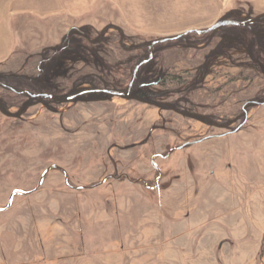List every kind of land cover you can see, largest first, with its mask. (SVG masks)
Returning <instances> with one entry per match:
<instances>
[{"label":"rangeland","instance_id":"obj_1","mask_svg":"<svg viewBox=\"0 0 264 264\" xmlns=\"http://www.w3.org/2000/svg\"><path fill=\"white\" fill-rule=\"evenodd\" d=\"M262 12L264 0H0L1 38L9 51L0 74L30 79L40 54H52L70 29L80 28L91 41L107 39L94 50L102 61L87 52L83 61L71 45L54 59L49 77L58 85L51 89L67 94L94 88L87 83L70 88L67 79L102 70L107 75L111 63L118 65L126 89L135 53H124L120 41L127 51L146 45L147 59V45L155 38ZM227 28L201 41L187 40L196 51L184 53L181 45L153 47L155 58L144 71L166 77L142 89L170 91L159 106L105 94L69 102L32 98L21 106L0 87L4 110L17 116L0 111V208L12 192L33 189L50 164L62 167L73 186H90L115 173L154 186L158 173L151 161L160 170L155 189L123 178L84 190L68 188L61 171H50L35 192L14 196L0 212V264H47L48 239L57 232L79 238L74 234L93 231L95 236L103 230L132 232L135 238L121 240V249L118 240L111 241L107 256L88 249L89 257L101 263L264 264V105L247 106L245 115L241 110L246 101H264V77L253 68L245 45L225 33ZM253 29L264 37V20ZM116 70L108 73L116 75ZM185 86L193 87L175 93ZM178 97L189 113L169 105ZM110 216L119 222L106 223ZM98 238L105 247L108 240ZM87 239L83 244L88 247ZM79 240H67L68 253L79 252Z\"/></svg>","mask_w":264,"mask_h":264},{"label":"trees","instance_id":"obj_2","mask_svg":"<svg viewBox=\"0 0 264 264\" xmlns=\"http://www.w3.org/2000/svg\"><path fill=\"white\" fill-rule=\"evenodd\" d=\"M262 22L259 21L258 23ZM257 24V23H255ZM254 24L249 25V26H244V27H240V26H227V30H225V33L230 36H233L234 38L240 40L246 47V49L248 50V54L250 56V60L253 63V68L255 70H257V73L261 76L264 77V44L261 43L262 39H264V37L260 34H258L254 29H253ZM222 27H226V26H222ZM229 27L231 28L229 29ZM210 33L204 34V35H196V34H186L184 36H182L180 39H177L175 41H169L163 44H158L156 47H159L160 50H163L164 48H171L175 45H181L184 46L182 47V50L184 51V53L187 51V49H193V50H197L196 46L194 43H190L187 40L192 39V40H203L205 37H207ZM120 38H122V35L120 34ZM107 39H102L101 36L98 37V39L96 41H91L89 39V35L87 32H85L84 30L80 29L79 30H72L70 29L68 34H66L63 38H62V43H60V45L58 46V48L52 52V54L50 55H45V54H40L41 59L38 61L37 66H36V75L30 76V79L27 80L25 78H20V77H13V78H4L0 80V87L4 88L6 91L11 92L14 95V99L10 98L11 102H15L16 105L19 104V102L21 101L20 105H26L27 102L32 101V98H30L27 94L21 93V91L27 90L30 91L34 94L40 93V92H44V93H52L55 96H66V95H70L72 93H61V91H53L51 89L52 86H56L58 85L56 82V79H53L52 77H49V75L52 74V70L55 67V63L54 59L57 57L58 54H62L65 51H67L68 48L71 47L72 45V50L74 51L77 56L82 59L83 61H86V57L84 56V53L87 52L88 56L90 57H95L96 60H101L100 58H97L98 56L95 55V48L98 45H102L103 43H107L106 41ZM121 49L124 51V53L126 52H130V53H135L132 57V61L135 60L136 62L133 63L130 67L129 70V74L127 77V81L131 80L132 78V72L133 69L135 67V65L139 62H141L144 57L146 56L147 53V48L146 45L142 46V47H136L133 50H129L121 43H119ZM118 45V47H119ZM221 46V42L216 44L214 46V50L218 51L219 48ZM202 50V49H200ZM199 50V51H200ZM97 51V50H96ZM94 54V55H92ZM208 55H206L207 57ZM155 58V55L152 57V59ZM151 59V60H152ZM102 61V60H101ZM151 63L148 62L146 64H143L139 67L137 73H136V77L133 83V88H137L138 86L141 87H149L152 85H158V84H162L164 83L163 80L166 77V74H164L165 72H159L158 74L156 72H153L152 74H146V72L144 71V68L149 66V64ZM107 70L108 72L110 70H115L118 68V65L116 64H108L107 66ZM117 74L112 75V73H108L107 75L102 74L103 70L100 73H96V74H85V73H79L78 77H69V79H67V83L66 85H68L70 88L75 87L77 84L79 83H87V84H93L94 88H103V89H125V85L123 84V78L119 76V71L118 69L116 70ZM260 72V73H259ZM153 75H155V77H153ZM204 75V72H203ZM203 77V76H202ZM9 79L13 80V81H17L16 83H10L11 85H9L8 81ZM15 79V80H14ZM7 81V82H4ZM43 81V83H41V81ZM66 81H64L65 83ZM21 86V87H18ZM193 86H185V88L181 89V90H176L175 93H179V94H185L187 92V89L192 88ZM51 89V90H50ZM63 91V90H62ZM171 92L170 91H162V92H151L148 91L145 92L142 88L140 90V92L137 93V96L139 98L145 99L147 102H149V104L151 105H155V106H159L161 105V103L164 102H160L158 100L160 99H165V97H167ZM101 95V94H98ZM103 96V95H102ZM105 96H103V98H101V100L105 99ZM4 99V97H2ZM0 97V111L3 115L9 116V117H14L16 118L17 116L14 115H8L6 113V110H4L6 108V104L4 103V101H6L5 99L3 100ZM9 100V101H10ZM182 100L181 97H178V99L176 98V100L174 99L173 101H169V105L172 106L173 109L181 111V112H185L186 113L190 112L186 109H184L181 105H180V101ZM51 102H55V101H51ZM4 103V104H3ZM166 105V104H165ZM5 107V108H4ZM171 108V109H172ZM209 118L212 119V116H208ZM210 123V122H209ZM211 124V123H210Z\"/></svg>","mask_w":264,"mask_h":264},{"label":"water","instance_id":"obj_3","mask_svg":"<svg viewBox=\"0 0 264 264\" xmlns=\"http://www.w3.org/2000/svg\"><path fill=\"white\" fill-rule=\"evenodd\" d=\"M261 20H264V12L259 13V14L255 15V16L249 18V19L242 20V21L218 20L215 23H213L211 26H209L208 28H205V29H189V30H186V31H184L182 33H178V34H175V35L165 36V37H160V38L153 39L147 45V47H148V53H149L148 58L142 60L141 62H139V63H137L135 65V67L133 69V72H132L131 81L129 82L126 90L103 89V88H87V89H83V90H81L79 92H76V93H73V94H70V95H66V96H55L53 94L44 93V92H40V93H37V94H32V93H29L27 91H24V92H21V93L27 94L28 96L33 97V98L49 99V100H53L55 102H69V101H74V100H77V99H86L85 96L86 95H90V94H105L108 97L131 98L132 97V94H130V89H131V86H132V84H133V82L135 80L136 73H137V71H138V69H139V67L141 65L148 63L152 59V57H153L152 49H153V47L155 45H157V44H163V43H166V42H169V41H175V40L180 39L182 36H184L186 34H189V33L196 34V35H204V34H207V33L212 32V31H215V30L221 28L222 26H240V27H244V26H249V25L258 23ZM13 77H15V78H17V77H20V78L21 77H24L25 79H29V77H27V76L13 74V73H10V74H0V80L1 79H4V78H13ZM135 99H138V100H140V101H142L144 103H148L145 99H140V98H135ZM251 105H255V106L264 105V101H257V100L246 101L242 105V107H241L242 113L244 115L246 114V107L247 106H251ZM179 112L182 113V114H186V113L181 112V111H179ZM202 118L205 119L204 116H202ZM214 126H218V125L214 123ZM237 130H238V128H236L234 130H231L230 132H235ZM230 132H226V133H230ZM226 133L218 134V135L206 136V137H202V138H199V139H196V140H193V141H188V142H185L184 144H182V145H180L178 147L171 148L166 153L165 156L160 155V154H158L157 156H159L160 158H165V157H167L174 150H180V149H182V148H184L186 146H189V145L198 143L200 141H203V140L208 139V138H211V137H219V136L225 135ZM151 162H152L154 168L156 169V171L158 173V176H157V178L155 180V185L154 186H148L146 180L143 179V178H139V179L133 180L126 173H122V174H117V173H115V174H109V175L105 176L100 182H98L96 184H93V185H90V186H81V185L73 186L69 182V178H68L67 172L62 167L58 166L57 164H50V165H48L43 170V172H42V174H41V176H40V178H39L36 186L33 189L27 190V191L16 190V191L12 192V194L8 198L7 204L4 207L0 208V212L5 211L6 209H8L11 206L12 200H13L14 196H17V195H20V196L23 195V196H25V195H29V194L35 192L41 186V184L43 183L45 176L50 171H53V170H59V171H61L62 174H63V177H64V184H65V186H67L70 189H75V190H84V189L96 188L99 185H101L104 182H106L108 179H118V180H120V179H123V178H125L130 183L142 182L143 185L145 186V188H147V189H155L157 187V181H158L159 176H160V170L153 163V161H151Z\"/></svg>","mask_w":264,"mask_h":264},{"label":"crops","instance_id":"obj_4","mask_svg":"<svg viewBox=\"0 0 264 264\" xmlns=\"http://www.w3.org/2000/svg\"><path fill=\"white\" fill-rule=\"evenodd\" d=\"M2 22V17H0V25ZM1 29V26H0ZM1 37H5L3 36L2 32H0V43L3 42V45L0 44V63L5 61L9 51L7 48V40L5 38H1ZM2 41V42H1ZM4 48V49H3ZM106 223H110V222H119L118 220H114L113 217H106ZM122 221V220H120ZM114 230V226L112 225V228ZM112 233V234H110ZM74 235H79V238L73 237L72 234L63 231V232H57V234H54L53 236L49 237L48 239V250H46L45 253L48 254V258H47V264H120V263H116V262H103L101 263L98 262L96 259H93L92 257H89L87 251L89 249L90 252L92 251H101L103 255H108L109 253H111L112 251L110 250V244L111 241L113 243V240H118L115 241L116 243V248H120L122 247L121 243L124 245V238L126 239H134V234H132V232H124V231H114V232H108V230H103V234L102 235H97L95 234L94 236V232L90 231V232H83L81 231V233L79 234H74ZM141 237L143 238H147V232H142ZM87 239V243H88V247L84 246L83 244V239ZM104 239V240H108L107 245H105V247H102L98 244L99 242V238ZM75 239V240H79V252H74V253H68L67 249H68V245L69 242H67V240L69 239ZM121 240H123V242H121ZM118 242L120 243L118 246ZM77 245V243H75ZM89 244H91L89 246ZM70 245L71 250L73 249V251L75 250V245H72V241H70ZM109 257V256H108ZM113 257V256H112ZM114 259V258H113Z\"/></svg>","mask_w":264,"mask_h":264},{"label":"flooded vegetation","instance_id":"obj_5","mask_svg":"<svg viewBox=\"0 0 264 264\" xmlns=\"http://www.w3.org/2000/svg\"><path fill=\"white\" fill-rule=\"evenodd\" d=\"M22 78V77H21ZM141 86H138L137 88L135 87V88H133V86H131V89H130V94H132V96H133V98H139L138 96H137V93L138 92H140V90H141ZM117 90V89H116ZM119 90V89H118ZM121 90H126V89H121ZM24 91H27V90H24ZM24 91H21V92H24ZM27 92H29V93H32V92H30V91H27ZM79 92V91H78ZM76 93V92H75ZM32 94H34V93H32ZM73 94V93H72ZM90 95H92V94H90ZM86 96H88V95H86ZM31 98H33V97H31ZM132 98V97H131ZM140 99H142V98H140ZM5 108V107H4ZM239 119H236L235 121H238ZM239 124H241V122L239 123ZM225 126H227V124H224Z\"/></svg>","mask_w":264,"mask_h":264}]
</instances>
